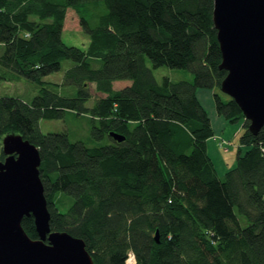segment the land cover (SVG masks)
<instances>
[{"label":"trees","instance_id":"trees-1","mask_svg":"<svg viewBox=\"0 0 264 264\" xmlns=\"http://www.w3.org/2000/svg\"><path fill=\"white\" fill-rule=\"evenodd\" d=\"M213 2L0 0V80L38 86L30 101L0 96V161L7 133L38 148L50 229L83 239L95 264H126L129 253L133 264H264V125L252 134L238 104L219 92L227 71ZM68 8L89 35L84 48L61 39ZM63 59L74 64L62 80H45ZM161 66L187 69L192 79L158 82L152 69ZM118 80L131 84L114 89ZM91 83L104 96L87 105ZM198 88L213 91L218 115L242 121L247 150L238 148L222 178L207 154L214 131ZM67 111L90 115V137L107 143L40 130L41 118ZM21 225L38 237L32 215Z\"/></svg>","mask_w":264,"mask_h":264},{"label":"water","instance_id":"water-1","mask_svg":"<svg viewBox=\"0 0 264 264\" xmlns=\"http://www.w3.org/2000/svg\"><path fill=\"white\" fill-rule=\"evenodd\" d=\"M212 21L219 67L227 71L220 91L238 104L255 135L264 125V0H214ZM109 134L118 142L124 139ZM1 144L0 264H95L83 239L50 229L38 148L15 132L5 134ZM30 215L37 238L21 225ZM154 238L159 241L157 230Z\"/></svg>","mask_w":264,"mask_h":264},{"label":"rangeland","instance_id":"rangeland-1","mask_svg":"<svg viewBox=\"0 0 264 264\" xmlns=\"http://www.w3.org/2000/svg\"><path fill=\"white\" fill-rule=\"evenodd\" d=\"M103 9H105L103 7ZM61 39L67 45H73L80 48H84L88 41L89 35L81 28L79 17L73 8H68L66 12V17L64 20L63 29L61 32ZM2 52V47L0 46V53ZM74 62L71 59H63L61 61V68L59 71L49 74L44 77L47 81L60 82L62 80L64 72L70 68ZM146 64L151 68L150 61L146 59ZM96 66V63H93ZM153 75L158 82H161L163 77H168L172 81H178L182 79L191 80L192 73L187 69H175L168 66H161L152 69ZM125 82L123 80H118L114 83L115 89H120L124 87ZM38 86L35 82L25 78L20 77L14 81L0 80V96H18L26 101H30L35 94H37ZM60 93L67 94L63 87L58 89ZM225 98V95L219 91ZM91 99L88 101L87 105H92L94 101L102 96V93H98L94 89V84H90ZM240 122V121H239ZM232 123V124H237ZM40 130L44 133L46 132H67L69 140L82 141L87 146H101L107 143V139L97 140L90 137V115L88 114H76L74 112L67 111L63 118L59 119H46L41 118L39 120ZM243 131L241 126L240 133L234 138L232 144L239 143V137ZM237 150L234 148L226 154H223L227 161H230V156H236ZM228 156V158H227ZM241 225L246 224V219L242 215H238ZM135 258V257H134Z\"/></svg>","mask_w":264,"mask_h":264},{"label":"crops","instance_id":"crops-1","mask_svg":"<svg viewBox=\"0 0 264 264\" xmlns=\"http://www.w3.org/2000/svg\"><path fill=\"white\" fill-rule=\"evenodd\" d=\"M123 81L125 82L124 86L131 84V81L129 80ZM115 82L116 81L113 82V88ZM102 96H104V94ZM196 96L201 105L207 111L214 131V135L208 138L206 141L207 154L213 163L217 175L222 178L229 169L235 166L237 152L236 156H230L231 159L229 162L223 154L233 151L234 148L236 150H238L239 148L241 153H244L247 150L246 146L240 145L239 143L232 144L234 138L240 133L242 121L238 122L237 124H232L216 113L212 90L206 88H198L196 90ZM221 141H223L224 144H221Z\"/></svg>","mask_w":264,"mask_h":264},{"label":"built area","instance_id":"built-area-1","mask_svg":"<svg viewBox=\"0 0 264 264\" xmlns=\"http://www.w3.org/2000/svg\"><path fill=\"white\" fill-rule=\"evenodd\" d=\"M220 143H221V144H224L223 141H221ZM263 150H264V148H263ZM133 263H135L134 255H133L132 253H129V254H128V257H127V259H126V264H133Z\"/></svg>","mask_w":264,"mask_h":264}]
</instances>
